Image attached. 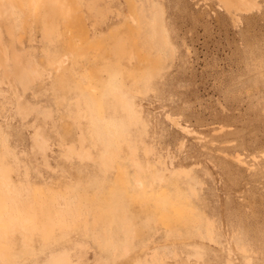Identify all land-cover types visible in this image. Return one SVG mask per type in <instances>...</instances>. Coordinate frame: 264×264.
Listing matches in <instances>:
<instances>
[{
	"label": "rangeland",
	"instance_id": "obj_1",
	"mask_svg": "<svg viewBox=\"0 0 264 264\" xmlns=\"http://www.w3.org/2000/svg\"><path fill=\"white\" fill-rule=\"evenodd\" d=\"M67 1L0 0V264H264V0Z\"/></svg>",
	"mask_w": 264,
	"mask_h": 264
},
{
	"label": "crops",
	"instance_id": "obj_2",
	"mask_svg": "<svg viewBox=\"0 0 264 264\" xmlns=\"http://www.w3.org/2000/svg\"><path fill=\"white\" fill-rule=\"evenodd\" d=\"M18 52L19 50L11 48V45L5 44L2 40L0 41V69L1 68L6 69L4 71L2 70L0 74L1 76L0 83L1 86H5V87L8 86V90L5 91L3 90L5 93L9 91L11 95L17 98L19 97V76H18L19 73L16 72L15 76H13L8 71V69H19V57L17 56ZM16 106H17L16 115L19 117V101L18 104H16ZM14 130H16V128Z\"/></svg>",
	"mask_w": 264,
	"mask_h": 264
},
{
	"label": "bare ground",
	"instance_id": "obj_3",
	"mask_svg": "<svg viewBox=\"0 0 264 264\" xmlns=\"http://www.w3.org/2000/svg\"><path fill=\"white\" fill-rule=\"evenodd\" d=\"M20 2H19V6H20V3L23 1L24 3H25V5H26V7H28V9H30L31 10V13L33 12V13H36L38 10H39V8L43 5H46L45 6V9H48V7H50V6H55V7H58L59 6V8H58V12L60 11L61 13H62V11H63V7L62 8H60V6H61V4H60V1L59 0H19ZM67 1V0H66ZM223 1H225V5L227 6V7H232V6H234L233 4H232V1L231 0H223ZM235 1H239V2H241V0H235ZM67 3H68V1H67ZM69 3H70V1H69ZM234 3V2H233ZM22 4V3H21ZM23 5V7H24V4H22ZM67 5V4H66ZM48 6V7H47ZM69 7V6H68ZM22 8V7H21ZM66 8V7H65ZM64 8V9H65ZM27 9V10H28ZM22 10V9H21ZM23 10H26L25 9V7H24V9ZM68 11H63V13H67ZM30 14V13H29ZM31 15V14H30ZM133 58V57H132ZM131 60V59H130ZM35 76H37L38 74H37V72H32ZM31 73V74H32ZM39 137V136H38ZM36 138V137H35ZM39 139V138H38ZM38 145V144H37ZM237 158H239V156H237ZM20 217V220H23L22 219V216H19ZM1 249V248H0ZM56 261V260H55ZM59 261V260H58ZM56 264H59V263H56Z\"/></svg>",
	"mask_w": 264,
	"mask_h": 264
}]
</instances>
